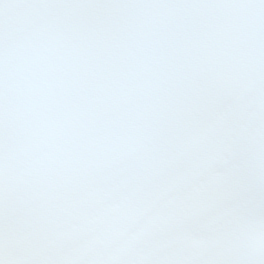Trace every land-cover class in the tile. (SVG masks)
Instances as JSON below:
<instances>
[{
    "label": "snow or ice",
    "instance_id": "snow-or-ice-1",
    "mask_svg": "<svg viewBox=\"0 0 264 264\" xmlns=\"http://www.w3.org/2000/svg\"><path fill=\"white\" fill-rule=\"evenodd\" d=\"M0 264H264V0H0Z\"/></svg>",
    "mask_w": 264,
    "mask_h": 264
}]
</instances>
